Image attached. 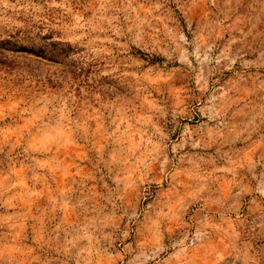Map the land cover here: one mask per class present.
Masks as SVG:
<instances>
[{
  "label": "rangeland",
  "instance_id": "obj_1",
  "mask_svg": "<svg viewBox=\"0 0 264 264\" xmlns=\"http://www.w3.org/2000/svg\"><path fill=\"white\" fill-rule=\"evenodd\" d=\"M0 264H264V0H0Z\"/></svg>",
  "mask_w": 264,
  "mask_h": 264
}]
</instances>
